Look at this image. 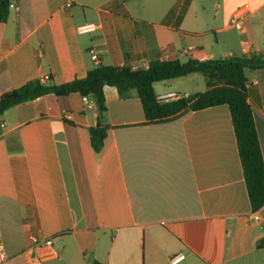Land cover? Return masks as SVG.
<instances>
[{
	"label": "crops",
	"instance_id": "1",
	"mask_svg": "<svg viewBox=\"0 0 264 264\" xmlns=\"http://www.w3.org/2000/svg\"><path fill=\"white\" fill-rule=\"evenodd\" d=\"M70 4L67 6V4ZM0 24V93L48 76L59 85L102 66L264 56V0H11ZM251 12L242 32L233 12ZM212 10V15L208 14ZM97 30L79 34L76 27ZM98 62L94 63L90 53ZM155 83L156 96L195 95L197 77ZM264 160V68L245 70ZM188 79L191 86H186ZM95 152L94 103L47 94L0 114L3 264H24L30 239L52 238L43 264H264V206L252 211L226 105L146 124L135 91L104 88ZM253 215L259 220L254 221Z\"/></svg>",
	"mask_w": 264,
	"mask_h": 264
},
{
	"label": "trees",
	"instance_id": "2",
	"mask_svg": "<svg viewBox=\"0 0 264 264\" xmlns=\"http://www.w3.org/2000/svg\"><path fill=\"white\" fill-rule=\"evenodd\" d=\"M11 0H0V24L9 16ZM264 68V56L230 55L215 60L189 59L150 62L146 69L99 65L87 71L84 78L59 85L32 80L19 88L0 93V114L16 105L53 94L65 96L79 93L88 97L97 109V124L89 130L90 144L95 152L102 148L106 126L101 121L106 112L104 88L116 90L120 99L135 91L140 101L144 122L154 124L174 118L187 111L226 105L234 131L242 173L252 211L264 206V160L254 128L252 110L247 102L245 70ZM198 73L205 79L206 91L168 103H159L153 91L155 83ZM264 248V239L256 244ZM92 264H99L94 261Z\"/></svg>",
	"mask_w": 264,
	"mask_h": 264
},
{
	"label": "built area",
	"instance_id": "3",
	"mask_svg": "<svg viewBox=\"0 0 264 264\" xmlns=\"http://www.w3.org/2000/svg\"><path fill=\"white\" fill-rule=\"evenodd\" d=\"M70 4L68 3L67 6ZM14 7L13 4H10L9 8ZM250 10L246 6L237 8L230 19V25L237 31L242 32L244 21L250 15ZM98 26L94 23H83L76 27V31L79 34H91L97 30ZM90 58L94 63L98 62V57L94 52L90 53ZM48 76H45L41 79L42 83L48 81ZM189 95L179 94L176 92H166L156 96V100L159 103H168L172 101H177L180 99H186ZM82 101L86 105L93 103L88 97L82 96ZM253 220L258 221L259 218L256 215H253ZM58 258V252L53 246L52 238H36L33 237L30 239L29 245L24 251V264H43L46 260ZM184 259L182 253H177L176 255L170 258V264H178ZM6 261V255L4 253L2 242L0 239V264H3Z\"/></svg>",
	"mask_w": 264,
	"mask_h": 264
},
{
	"label": "rangeland",
	"instance_id": "4",
	"mask_svg": "<svg viewBox=\"0 0 264 264\" xmlns=\"http://www.w3.org/2000/svg\"><path fill=\"white\" fill-rule=\"evenodd\" d=\"M212 10L210 9L209 10V12H208V14L211 16L212 15ZM207 58H209V59H211V60H215V59H221L222 58V54L220 53V52H214V53H211V55H209ZM190 77H197V79H198V81H197V83H199L198 84V87H199V89L200 90H202L203 88H204V77L202 76V75H200V74H198V73H196L195 75H193V76H190ZM188 79H190V78H185V79H179L178 81H186V86L187 85H189V86H191V84L192 83H188Z\"/></svg>",
	"mask_w": 264,
	"mask_h": 264
}]
</instances>
